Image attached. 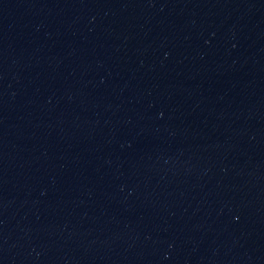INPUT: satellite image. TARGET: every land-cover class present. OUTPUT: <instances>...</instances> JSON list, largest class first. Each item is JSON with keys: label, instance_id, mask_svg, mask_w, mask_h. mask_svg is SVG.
<instances>
[{"label": "water", "instance_id": "water-1", "mask_svg": "<svg viewBox=\"0 0 264 264\" xmlns=\"http://www.w3.org/2000/svg\"><path fill=\"white\" fill-rule=\"evenodd\" d=\"M0 264H264V0H0Z\"/></svg>", "mask_w": 264, "mask_h": 264}]
</instances>
